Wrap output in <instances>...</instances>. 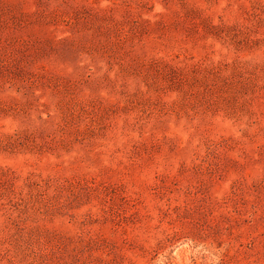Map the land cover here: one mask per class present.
I'll return each mask as SVG.
<instances>
[{
	"label": "rangeland",
	"instance_id": "rangeland-1",
	"mask_svg": "<svg viewBox=\"0 0 264 264\" xmlns=\"http://www.w3.org/2000/svg\"><path fill=\"white\" fill-rule=\"evenodd\" d=\"M0 264H264V0H0Z\"/></svg>",
	"mask_w": 264,
	"mask_h": 264
}]
</instances>
